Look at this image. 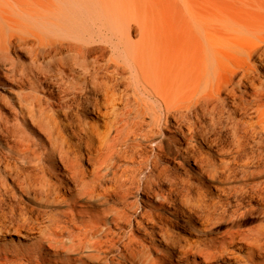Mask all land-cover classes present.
Segmentation results:
<instances>
[{
  "label": "bare ground",
  "instance_id": "obj_1",
  "mask_svg": "<svg viewBox=\"0 0 264 264\" xmlns=\"http://www.w3.org/2000/svg\"><path fill=\"white\" fill-rule=\"evenodd\" d=\"M44 81L86 95L99 121L83 124ZM0 84L13 101L0 95V241L17 243H0V264L64 252L61 264H264L261 238L208 237L191 177L161 188L163 140L202 177L229 165L212 136L218 103L256 114L244 123L264 135V0H226L209 22L208 0H0ZM139 139L156 150L140 153ZM136 190L141 219L129 214Z\"/></svg>",
  "mask_w": 264,
  "mask_h": 264
},
{
  "label": "rangeland",
  "instance_id": "obj_2",
  "mask_svg": "<svg viewBox=\"0 0 264 264\" xmlns=\"http://www.w3.org/2000/svg\"><path fill=\"white\" fill-rule=\"evenodd\" d=\"M224 1L226 0H208V22L212 12L223 8ZM23 58L25 61H28L26 57ZM6 83L9 87H12V89L15 88L11 83ZM43 84L46 90L53 89L54 95L58 99H62L59 104L64 107L65 110L70 111V113L72 112L71 114H79V119L81 118L80 121L83 124H86L87 120L89 124L91 121H99L86 95L79 96L77 101L74 99L73 94L65 95L58 89L56 90V87L53 86L51 82L44 81ZM9 90L8 87L4 88L0 84V95L11 100ZM4 106H6L5 103L0 101V107L5 108ZM217 107L218 112L215 114L216 124L211 128L212 136L218 145H225L231 149V152L224 156V159L229 165L224 170L220 171L217 178L214 180L208 177H202L203 170L194 158H190L185 153L178 151L173 142L163 140L166 147V155L162 157L161 166L167 168V172L164 176L165 181L162 182L161 188L166 193L169 192L172 185L181 188V182L174 181L175 178L191 177V182L189 185L187 183L186 187L192 192H190L192 201L200 196L203 199L202 202L205 204V209L203 212L197 211V214L199 216L200 214L203 216L208 215V221L205 220L206 223H208L209 238L229 239V237L235 235L238 237H246L250 240L261 238L264 241V135L259 125L255 124L249 126L244 123L245 121H257L256 114L252 112L245 114L238 113L235 115V118H233L229 117L227 114V109L231 108V105L224 106L223 103H218ZM169 122H173V119H170ZM206 122L208 123V120H206ZM69 131L71 132V130ZM166 136L169 135L166 133ZM75 141L77 142V139H75ZM139 143L141 144V147L138 148L140 153L144 152L150 155L156 150V147L152 146L151 142L146 139H139ZM200 147H202L205 152L208 151L204 144ZM80 149L81 155L78 156L80 165L84 167L83 169L92 171V167L94 166L89 162L88 149L85 146H82ZM205 163L208 164V162ZM81 166L79 167L82 168ZM145 167L143 171H146L145 174L147 175L149 174V169L147 166ZM205 168L208 170L207 166H205ZM146 175L141 176V179H144ZM200 192L204 193L198 195ZM135 193L137 201H135V207L133 206L130 209L129 214L133 218L141 219L142 213L144 212V204L141 200L146 199V196L144 193L137 190ZM162 199L160 194L154 196L156 204L161 202ZM23 200L25 203L33 204L31 199L24 197ZM8 202L13 204L17 203V201L13 199H9ZM193 203L195 204V201H193ZM95 205H97V203ZM1 206V209H7L6 205L1 204ZM64 208H67L66 204L56 205L50 209L53 211L56 210L55 212H57ZM180 218L188 231L189 224H187V216L181 215ZM193 218L201 222L196 216H193ZM196 225L199 226V224ZM8 238L9 237L6 239L5 237L3 239L4 241H0V243L9 246L17 244ZM70 253L72 252H64L60 255L57 253H50L49 259L51 264L66 262ZM118 253L119 250L116 249L115 254ZM14 263L28 264L27 261H15L10 264ZM219 264L231 263L227 261Z\"/></svg>",
  "mask_w": 264,
  "mask_h": 264
}]
</instances>
